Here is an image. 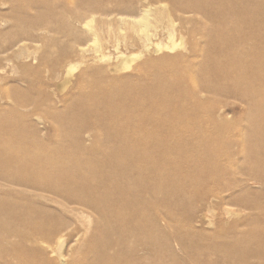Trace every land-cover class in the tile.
I'll return each instance as SVG.
<instances>
[{
    "label": "bare ground",
    "instance_id": "6f19581e",
    "mask_svg": "<svg viewBox=\"0 0 264 264\" xmlns=\"http://www.w3.org/2000/svg\"><path fill=\"white\" fill-rule=\"evenodd\" d=\"M6 1L14 5L0 10V73L9 65L50 86L66 66L64 93L76 69L68 60L90 51L87 34L97 42L102 25L137 0ZM159 1L170 5L157 11L169 23L166 44L154 41L149 9L115 19L140 51L121 52L111 70L145 56L132 73L98 86L123 102L83 109L89 93L80 91L67 109L47 93L50 102L19 98L0 112V264H67V244L82 236L75 254L84 264H264V0ZM180 44L182 53L149 54ZM34 64L48 74L34 73ZM194 75L197 86L184 90ZM219 95L240 106L210 105ZM236 107L246 127L234 122ZM233 206L247 215L232 217ZM92 215L99 235L85 233Z\"/></svg>",
    "mask_w": 264,
    "mask_h": 264
},
{
    "label": "rangeland",
    "instance_id": "374dc122",
    "mask_svg": "<svg viewBox=\"0 0 264 264\" xmlns=\"http://www.w3.org/2000/svg\"><path fill=\"white\" fill-rule=\"evenodd\" d=\"M38 1V0H35ZM140 1V2H138ZM227 5L229 3L226 2ZM14 3L6 1L3 4L0 3V10L4 12H9V10L12 9ZM161 9L162 11H168V8L170 9V5L167 1H159L158 0H137L136 3H133V9H130L128 11L121 10L122 13H120L119 16L116 18L113 17V20L110 21L109 25H102V29L99 32V36L97 39V42H94L91 39L90 34H87L89 43V49L90 51H87L85 53V56L83 57L82 54L76 53L72 59L68 60V63L71 61L72 64L76 66V69L74 71V77L71 79L70 83L67 85V89L64 91V93H61L59 91L58 83L62 79H64L63 73L66 69V66L61 67L62 69L59 71L60 74L58 75V78L54 79L52 81V84L50 86L46 85L44 83V79H39L34 75L33 73H27L25 74L20 69H16L12 71L11 67L9 65H5L4 72L0 73V112L4 110H11L14 109V106L17 105V100L19 98H33L37 100H41L43 102H50V99L48 96H46L47 93H51L52 98L54 100L62 99L63 102L59 103L58 106L63 108L66 107L67 109L70 108V106L75 105L78 103L79 93L80 91H84L89 93L87 96H85L81 102L78 104L81 108H83L85 105H89L92 107H95L96 109L102 111V106L105 105V103H121L123 100L121 98L109 99L108 96H106L104 93H102L98 86L100 83H103L105 80L108 81L109 78L113 76H118L119 74L125 75L130 74L135 71V68L137 65L145 58V56L132 60L131 61V68L130 69H122L121 71H112V66H115L118 62V56L121 52L126 53L128 55L134 54L136 52L140 51V48L138 45L134 44L131 40H129L127 43H125L126 36H128L129 31H127L126 27L120 30L118 20H115L119 18L121 15L126 16L127 14L132 15H138L140 13V10H146L149 9L150 12V19L151 21H154V26L152 28V31H157L158 36L154 37V41L160 42L161 44H166L170 42V39L168 38V21L164 18L162 14H159L157 11L158 9ZM127 20H130L129 17H125ZM100 20L97 19V22L95 21V25ZM176 25L174 26L175 29L181 28L179 26V21L176 20ZM232 22V21H231ZM101 24V23H99ZM9 23L5 24L1 29H7L9 27ZM155 26H158L155 28ZM225 32H227L225 30ZM175 39H178L180 41V38L178 36L175 37ZM198 41L200 39L197 38ZM116 42V44L114 43ZM126 44V45H125ZM184 51V45H177L175 47H172L169 49L168 47H162L159 52H154V49H151L149 54L158 57L162 55H174L178 53H182ZM221 53H217L219 57ZM108 56H111V60L108 59ZM201 56V55H200ZM106 58V59H102ZM53 62V61H52ZM23 63V62H21ZM46 65V64H45ZM34 73L39 70V73L41 76L48 74V68L47 66H44L43 68H39L40 66L34 64ZM25 77H29V80H26ZM183 83V89L188 91L192 89L193 87H196V82L200 81V78L197 75H194V80L191 81V79H184ZM30 87H35L37 89V92L35 93L33 89H30ZM10 92L8 95L4 93ZM55 93H57V96H55ZM59 95V96H58ZM235 103L236 106H240V103L238 101H235V99L232 96L229 95H219L218 97L214 98L213 100H210V105H213L214 107L220 108L222 106H225L228 110L229 108ZM209 106V105H208ZM84 109V108H83ZM235 114L238 115V118L235 119L234 122H236V125L240 127H246L248 124V117L244 116V110H240L238 107H236ZM227 110V111H228ZM102 115H106L105 113L100 112ZM232 113V112H230ZM213 112L209 113V116H212ZM232 115V114H230ZM67 118L71 119L72 121H75L76 123L80 119V116H76L70 113H67ZM230 116L229 118H231ZM34 121H38L36 117L34 118ZM89 125L93 127H97L100 125L99 120L89 121ZM40 125V126H39ZM39 128L41 129L42 124L39 123ZM2 128L0 129L1 133ZM4 133V132H3ZM51 137L49 139V142H55L57 139H59V135L54 132V130H51L50 133ZM9 138L10 135H6ZM3 137H5V134H3ZM73 136H67V139H72ZM224 139V136H223ZM9 140V139H8ZM202 191L204 192H212L216 191L220 193L221 196H224L226 193L223 191L221 187H204L202 188ZM225 206L221 208V213L228 218L229 214H227L225 211ZM230 210L233 212L232 217H244L247 215L248 211H238L236 207H229ZM96 214V213H94ZM179 216H181L185 221H187V214L186 212H183L181 209L175 213ZM190 224L194 225L196 222L189 220ZM208 229L211 231L214 228V225H208ZM87 230L93 231L94 234L99 235V233L102 230V227L100 225H97L94 222V216L88 217L85 220V233ZM84 233V234H85ZM83 237V236H82ZM82 237L78 239L77 241H73L71 243L67 244V254H68V261L67 264H84L87 257L86 256H79V254H75V248L82 242ZM256 240L252 241L250 245L253 246V244H256ZM92 244H96L95 242ZM261 245V243H258ZM70 249V250H69ZM3 260L5 263H14L15 259L14 257H4ZM31 264H44V263H35L32 262Z\"/></svg>",
    "mask_w": 264,
    "mask_h": 264
}]
</instances>
